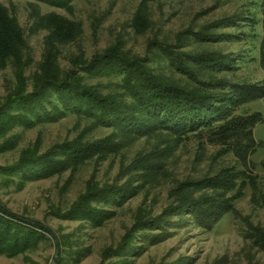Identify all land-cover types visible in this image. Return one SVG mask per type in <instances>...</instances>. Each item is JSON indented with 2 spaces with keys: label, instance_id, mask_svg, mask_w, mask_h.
Wrapping results in <instances>:
<instances>
[{
  "label": "trees",
  "instance_id": "trees-1",
  "mask_svg": "<svg viewBox=\"0 0 264 264\" xmlns=\"http://www.w3.org/2000/svg\"><path fill=\"white\" fill-rule=\"evenodd\" d=\"M1 1L0 69L8 66L13 80L0 98V153L15 151L20 129L71 118L75 134L44 151L40 136L18 150L11 163L0 166V186L20 190L27 183L66 174L61 188L65 192L75 175L92 165L74 200L64 209L53 208L51 214L95 229L113 215L110 208H120L129 198L149 192L147 188L163 171L168 146L202 139L232 158L233 165L220 176L172 182L162 210L153 212L145 204L138 208L124 241L104 250L102 263L127 264L147 244L167 239L169 230L177 227L210 231L231 211V199L239 194L237 182L243 184L250 158L260 147L253 130L262 118L258 112L248 113V105L264 98V86L236 74L252 64L264 72V0H220L235 7L233 11L205 23L195 19L185 29L161 38L154 35L142 56L125 48L118 38L89 57L82 50L70 56L66 67L58 62L60 51L80 40L81 24L54 12L35 16L32 24L44 33V52L29 75L25 74L31 63L28 41ZM26 1L69 8L74 0ZM127 1L135 3L132 32L151 31L148 7L161 0ZM96 32L93 27V38ZM225 46L236 49L226 51ZM134 145L138 147L129 152ZM118 157L122 160L114 177L98 179V167ZM0 209V256H20L43 243L54 246L48 228L25 223L1 200ZM249 237L251 246L264 252V230L252 228ZM55 238V264L83 255L80 246H72L71 238Z\"/></svg>",
  "mask_w": 264,
  "mask_h": 264
},
{
  "label": "rangeland",
  "instance_id": "rangeland-1",
  "mask_svg": "<svg viewBox=\"0 0 264 264\" xmlns=\"http://www.w3.org/2000/svg\"><path fill=\"white\" fill-rule=\"evenodd\" d=\"M1 3L16 19L28 41L31 63L25 70L26 75L33 72L44 52V33L41 29H35L32 24V18L35 16L54 12L81 24L80 40L64 46L60 51L58 62L62 67H66L70 56H75L82 50L84 55L89 57L118 38L122 39L125 48L142 56L146 42L154 35L161 38L165 34L185 29L195 19L205 23L235 8L229 3L220 4V0H161L148 7L152 30L144 35H135L129 27L135 3L127 0H74L69 8L35 5L26 0H2ZM93 27L97 28L94 38L91 35ZM214 47L216 50L220 49ZM222 48L234 51L236 46ZM236 75L247 78L249 83L261 82L259 85L264 86V72L256 69L253 64L241 68ZM12 80V72L8 66L0 69V98L5 93L6 85ZM248 108V113L258 112L262 118L253 130L254 139L260 147L250 158L251 163L245 171L243 184L237 182L239 194L231 199V211L226 212L207 232L189 227L169 230L170 236L165 238L166 240L154 245L147 244L143 253L128 259L127 264H174L179 260H186L187 264H264V252L251 246L249 237L252 228L260 227L264 230V98L253 101ZM73 126L74 120L66 118L30 130H18V146L13 152L0 153V166L11 163L18 150L39 136L42 151L69 140L75 134ZM137 147L138 145L132 146L129 152ZM168 147L170 151L169 155L164 157V166L161 169L163 171L154 180L153 187L147 188L149 192L142 191L129 198L120 208H110L109 212L113 211V215L104 221V225L95 229L82 227L75 222H65L51 214L53 208L64 209L74 200L91 175L92 165L82 168L65 192H62L61 188L66 174L60 178L27 183L20 190L0 186V200L13 215L48 228L54 236L69 237L72 239V246H80L83 255L79 258L70 257L65 264H103L102 252L124 241L135 221L138 208L145 204L151 207L153 212L159 213L162 210L161 207L165 206L166 202V191L172 182L220 176L225 168L233 165L232 158L222 155L219 148L205 145L202 139H189L175 147L172 144ZM121 160L118 157L101 164L96 170L97 178L112 179ZM52 239L53 247L43 243L20 256H0V264H52L56 255V238Z\"/></svg>",
  "mask_w": 264,
  "mask_h": 264
},
{
  "label": "water",
  "instance_id": "water-1",
  "mask_svg": "<svg viewBox=\"0 0 264 264\" xmlns=\"http://www.w3.org/2000/svg\"><path fill=\"white\" fill-rule=\"evenodd\" d=\"M0 211H1V209H0ZM21 220V219H20ZM25 223H29V224H31V225H33V226H39L41 229H43V230H48L46 227H44V226H41V225H37V224H34V223H31V222H29V221H27V220H23ZM52 236H53V238L55 237L54 235H53V233H52ZM55 246H56V255H55V257H54V259H53V262H52V264H55V262H56V257H57V250H58V246H57V243H56V241H55Z\"/></svg>",
  "mask_w": 264,
  "mask_h": 264
}]
</instances>
